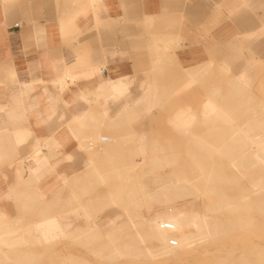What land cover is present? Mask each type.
Wrapping results in <instances>:
<instances>
[{
  "label": "crops",
  "instance_id": "obj_1",
  "mask_svg": "<svg viewBox=\"0 0 264 264\" xmlns=\"http://www.w3.org/2000/svg\"><path fill=\"white\" fill-rule=\"evenodd\" d=\"M221 66L259 80L264 0H0V255L39 257L77 227L102 230L84 198L110 186L97 198L108 204L126 137L158 106L137 123L126 115L150 86L168 97L189 74L220 81Z\"/></svg>",
  "mask_w": 264,
  "mask_h": 264
},
{
  "label": "rangeland",
  "instance_id": "obj_2",
  "mask_svg": "<svg viewBox=\"0 0 264 264\" xmlns=\"http://www.w3.org/2000/svg\"><path fill=\"white\" fill-rule=\"evenodd\" d=\"M234 69L221 66L218 82L189 74L168 87V97L150 86L148 105L126 120L157 112L142 120L138 137L130 128L126 143H134L118 164L119 186L107 205L97 198L112 187L86 194L83 202L97 208L92 216L76 210L102 230L77 227L38 245L39 257H24L23 248L0 255V264H264V69L252 68L259 79L252 82ZM197 85L190 96H170ZM203 102L215 112H197ZM182 107L196 112H169Z\"/></svg>",
  "mask_w": 264,
  "mask_h": 264
},
{
  "label": "bare ground",
  "instance_id": "obj_3",
  "mask_svg": "<svg viewBox=\"0 0 264 264\" xmlns=\"http://www.w3.org/2000/svg\"><path fill=\"white\" fill-rule=\"evenodd\" d=\"M116 86V85H115ZM149 89V88H148ZM147 91V93H146V96H145V99H143L142 101H140L141 102V105H140V108H143L144 107V105L145 104H147L148 105V103H149V101L151 100V94L149 93V90H146ZM145 91V92H146ZM156 102V101H155ZM136 104V103H135ZM136 106V105H135ZM140 108H138V109H140ZM182 114H177L176 115V117L175 118H181L180 116H181ZM183 120V119H182ZM261 184V183H260ZM257 185H259V184H257ZM261 186V185H260Z\"/></svg>",
  "mask_w": 264,
  "mask_h": 264
},
{
  "label": "built area",
  "instance_id": "obj_4",
  "mask_svg": "<svg viewBox=\"0 0 264 264\" xmlns=\"http://www.w3.org/2000/svg\"><path fill=\"white\" fill-rule=\"evenodd\" d=\"M163 228L166 229V230H170V229H172L171 225H169V224H165ZM170 244H171V245H176V241L171 240V241H170Z\"/></svg>",
  "mask_w": 264,
  "mask_h": 264
}]
</instances>
